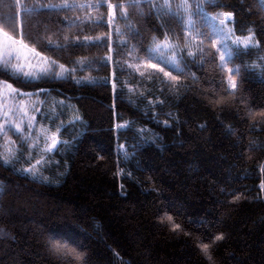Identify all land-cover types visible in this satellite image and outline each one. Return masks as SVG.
I'll use <instances>...</instances> for the list:
<instances>
[{
    "label": "trees",
    "instance_id": "trees-1",
    "mask_svg": "<svg viewBox=\"0 0 264 264\" xmlns=\"http://www.w3.org/2000/svg\"><path fill=\"white\" fill-rule=\"evenodd\" d=\"M219 13L257 41L232 48L234 90L208 30ZM0 32L70 70L0 65V94L38 105L0 149L59 138L46 179L0 159V264H264L261 0H0ZM165 39L177 68L153 57Z\"/></svg>",
    "mask_w": 264,
    "mask_h": 264
},
{
    "label": "rangeland",
    "instance_id": "rangeland-1",
    "mask_svg": "<svg viewBox=\"0 0 264 264\" xmlns=\"http://www.w3.org/2000/svg\"><path fill=\"white\" fill-rule=\"evenodd\" d=\"M112 15L113 11L111 9L110 16ZM208 17V30L213 39V46L217 52L220 66L222 67L229 88L234 90L236 87L232 88L231 82L234 80L237 86L238 78L236 73L238 69L230 64L232 48H246L243 43H238L237 41H244L249 36L253 37L252 43L255 45L250 47H256L257 41L252 34L246 37L235 36L229 24V21L232 19L231 16L229 19L226 17V14L219 13L216 15H209ZM186 18L187 23L193 26L190 13L187 14ZM195 33L196 31L193 28L188 30V42H194L196 38ZM13 41H15V43H13ZM158 45L159 47H157ZM151 51L153 57L161 63L174 68L179 66L177 46L168 39L155 42ZM6 52L16 57L12 60V65H14L15 68L9 69L25 78L38 79L48 75L55 78H66L70 75V70L66 67L38 54L24 45L20 39H8V36L6 37L4 33L0 32V65L2 66ZM9 89L0 94V128L3 133L9 129H14L16 133H23L25 128L31 129V127H33L35 117L38 113V105H32L31 100L23 99L22 95L12 94ZM17 128H19V131ZM29 132L22 136V138L20 137L21 139H30L27 142L28 148L22 149L13 140H7L1 146L0 159L8 165H18L22 172L31 177L46 179L45 169L51 165L50 155L59 143L58 134L49 132L46 128H40L37 132L39 134H37L34 139L31 136V130ZM53 137L56 138L58 143H56L55 148L49 151L48 149L51 146ZM37 161H39V163H37ZM28 169H32V171H27Z\"/></svg>",
    "mask_w": 264,
    "mask_h": 264
},
{
    "label": "snow or ice",
    "instance_id": "snow-or-ice-1",
    "mask_svg": "<svg viewBox=\"0 0 264 264\" xmlns=\"http://www.w3.org/2000/svg\"><path fill=\"white\" fill-rule=\"evenodd\" d=\"M262 3H264V0H261ZM65 7H67L68 5H64ZM99 7V5L97 6ZM111 7V6H110ZM226 17L230 19V15H227L226 14ZM223 22V21H222ZM5 36L7 37V33H5ZM8 39H11L10 37H8ZM253 37L252 36H249L247 37L244 41H237L238 43H243L244 46L247 48V47H250V46H255L253 43ZM13 43H15V41H13ZM159 47V45L157 46ZM16 57L12 56L11 53L9 52H6L5 54V59L3 61V68L4 70H7L9 68H15L14 65H12V60L15 59ZM8 88H10L11 86L8 85L7 86ZM231 87L232 88H235L236 87V84H235V81L233 80L231 82ZM17 130L19 131V128H17ZM56 143H58V141L56 140L55 137L52 138V143H51V146L49 147V151L52 149V148H55L56 146ZM37 163H39V161H37ZM35 167V166H34ZM27 171H32V169H28ZM217 239H222V237H217ZM204 251L206 252L207 251V245L204 246Z\"/></svg>",
    "mask_w": 264,
    "mask_h": 264
}]
</instances>
